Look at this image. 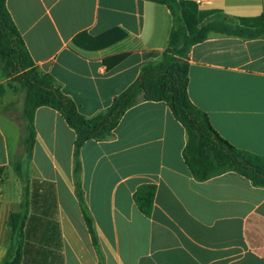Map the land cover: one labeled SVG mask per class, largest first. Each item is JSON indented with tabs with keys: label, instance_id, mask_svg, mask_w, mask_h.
<instances>
[{
	"label": "crops",
	"instance_id": "obj_1",
	"mask_svg": "<svg viewBox=\"0 0 264 264\" xmlns=\"http://www.w3.org/2000/svg\"><path fill=\"white\" fill-rule=\"evenodd\" d=\"M208 1L195 5L198 13L264 16V0ZM6 8L36 68L87 118L159 60L172 29L167 6L154 0H6ZM187 63L190 103L227 143L264 156V37L210 33ZM8 81L0 71V264L10 244L8 217L20 207L12 165L24 134L23 117H8ZM33 126L21 264H264V188L234 172L194 180L182 158L185 130L166 103L139 96L111 139L80 149L98 252L75 195L74 132L48 107L36 109ZM141 185L156 187L149 217L133 201Z\"/></svg>",
	"mask_w": 264,
	"mask_h": 264
},
{
	"label": "trees",
	"instance_id": "obj_2",
	"mask_svg": "<svg viewBox=\"0 0 264 264\" xmlns=\"http://www.w3.org/2000/svg\"><path fill=\"white\" fill-rule=\"evenodd\" d=\"M154 1L165 4L172 16L166 49L158 61L141 68L138 78L117 95L104 112L87 118L61 92L51 75L36 68L7 11L6 0H0V71L9 80L6 85L15 83L23 92L24 119L22 154L12 165L21 185L20 207L8 217L10 244L1 264H21L22 261L24 226L28 216V168L35 139L33 120L40 107L57 111L74 132L72 176L75 195L97 252L98 242L81 187L80 149L90 140L111 139L119 120L136 104L139 96L144 101L166 103L174 119L184 128L186 144L182 158L194 180L202 182L234 172L253 186L264 188V156L238 150L219 137L205 113L192 105L187 95L190 49L206 40L210 33L244 40L264 37V16L228 17L214 10L198 13L195 4L188 1ZM5 88L0 85V96ZM155 192V185H141L133 194L137 209L146 217L151 215Z\"/></svg>",
	"mask_w": 264,
	"mask_h": 264
},
{
	"label": "rangeland",
	"instance_id": "obj_3",
	"mask_svg": "<svg viewBox=\"0 0 264 264\" xmlns=\"http://www.w3.org/2000/svg\"><path fill=\"white\" fill-rule=\"evenodd\" d=\"M7 90L10 95L14 97L13 106L8 111V117L11 120L21 123L22 120V102H23V92L19 89V86L15 83L7 85Z\"/></svg>",
	"mask_w": 264,
	"mask_h": 264
},
{
	"label": "built area",
	"instance_id": "obj_4",
	"mask_svg": "<svg viewBox=\"0 0 264 264\" xmlns=\"http://www.w3.org/2000/svg\"><path fill=\"white\" fill-rule=\"evenodd\" d=\"M210 1L208 0H195V5L197 7H203V6H206V5H210Z\"/></svg>",
	"mask_w": 264,
	"mask_h": 264
},
{
	"label": "water",
	"instance_id": "obj_5",
	"mask_svg": "<svg viewBox=\"0 0 264 264\" xmlns=\"http://www.w3.org/2000/svg\"><path fill=\"white\" fill-rule=\"evenodd\" d=\"M169 1H172V0H169Z\"/></svg>",
	"mask_w": 264,
	"mask_h": 264
}]
</instances>
